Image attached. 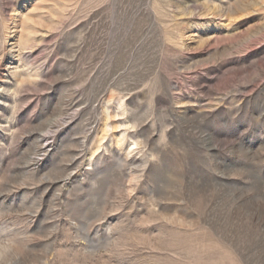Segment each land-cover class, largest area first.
<instances>
[{
	"label": "rangeland",
	"instance_id": "374dc122",
	"mask_svg": "<svg viewBox=\"0 0 264 264\" xmlns=\"http://www.w3.org/2000/svg\"><path fill=\"white\" fill-rule=\"evenodd\" d=\"M0 264H264V0H0Z\"/></svg>",
	"mask_w": 264,
	"mask_h": 264
}]
</instances>
